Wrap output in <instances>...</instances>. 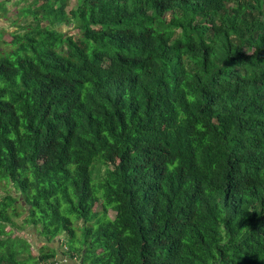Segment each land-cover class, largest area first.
<instances>
[{
  "label": "trees",
  "instance_id": "16d2710c",
  "mask_svg": "<svg viewBox=\"0 0 264 264\" xmlns=\"http://www.w3.org/2000/svg\"><path fill=\"white\" fill-rule=\"evenodd\" d=\"M25 5L0 25V264L61 235L81 264H264V0Z\"/></svg>",
  "mask_w": 264,
  "mask_h": 264
},
{
  "label": "rangeland",
  "instance_id": "374dc122",
  "mask_svg": "<svg viewBox=\"0 0 264 264\" xmlns=\"http://www.w3.org/2000/svg\"><path fill=\"white\" fill-rule=\"evenodd\" d=\"M28 0H9L7 2V12L6 15H2V13H0V25L3 26V30H5V33L3 35V40L8 41L10 39V36L8 34L9 31L13 30L15 27L13 26V20L16 19L17 17V11L18 9L23 5L24 8L26 7L25 3ZM32 1V0H29ZM78 0H68V5L65 7V10L68 12L70 9H72ZM41 3V0H37V5ZM29 3H27V7H28ZM30 19V18H29ZM20 21H25V18H20ZM46 22V21H45ZM60 30L62 31H66V33L68 34H76L77 33V29L73 28V25L70 24L68 26H61L59 27ZM3 45V43H2ZM5 46V44L3 45ZM103 166L101 165H96L95 166V170H94V175L95 177H99L100 175H102L103 173ZM92 182H95V179L93 177ZM13 188H11L10 185H6V183L4 181H0V198L2 196H5L7 194V192L11 191L12 192ZM18 205V204H17ZM19 210H21L20 205H18L17 207ZM95 209H98L99 206L96 204L94 206ZM108 215L112 218L114 216V212L112 210L108 211ZM75 226L78 225V222H75L74 224ZM20 232H17L16 234H18L21 237H25V239L28 240L29 245H30V252L33 255H37L41 250H47L46 248L43 247L44 245V240L37 234L35 233L33 230L34 227L30 226V225H24V227H22L20 229ZM60 238H62L61 246L64 248L65 252H68L67 248L70 245H75V246H79V242L78 240H71L69 237H65L64 235H61ZM57 258V257H55Z\"/></svg>",
  "mask_w": 264,
  "mask_h": 264
},
{
  "label": "crops",
  "instance_id": "0c3cea01",
  "mask_svg": "<svg viewBox=\"0 0 264 264\" xmlns=\"http://www.w3.org/2000/svg\"><path fill=\"white\" fill-rule=\"evenodd\" d=\"M52 246L55 247L57 250L56 257L57 260H59L58 264H81L80 259L71 257V255L67 254V252H64V248L61 246L60 243H58V241H54Z\"/></svg>",
  "mask_w": 264,
  "mask_h": 264
},
{
  "label": "built area",
  "instance_id": "2783aa9c",
  "mask_svg": "<svg viewBox=\"0 0 264 264\" xmlns=\"http://www.w3.org/2000/svg\"><path fill=\"white\" fill-rule=\"evenodd\" d=\"M58 263H59V260H57V258H54V259L45 260L41 262L40 264H58Z\"/></svg>",
  "mask_w": 264,
  "mask_h": 264
}]
</instances>
